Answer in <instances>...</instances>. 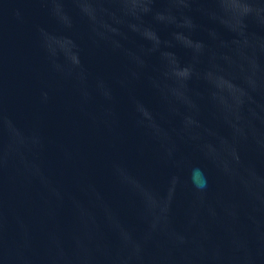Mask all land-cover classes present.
<instances>
[{"label":"water","instance_id":"obj_1","mask_svg":"<svg viewBox=\"0 0 264 264\" xmlns=\"http://www.w3.org/2000/svg\"><path fill=\"white\" fill-rule=\"evenodd\" d=\"M0 264H264V0H0Z\"/></svg>","mask_w":264,"mask_h":264}]
</instances>
